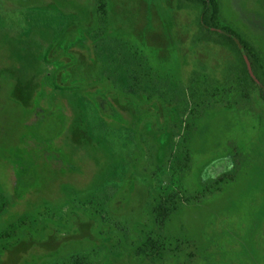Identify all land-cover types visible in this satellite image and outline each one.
Returning a JSON list of instances; mask_svg holds the SVG:
<instances>
[{
    "label": "rangeland",
    "instance_id": "1",
    "mask_svg": "<svg viewBox=\"0 0 264 264\" xmlns=\"http://www.w3.org/2000/svg\"><path fill=\"white\" fill-rule=\"evenodd\" d=\"M214 1L264 65V0ZM104 2L0 0V264H264V99L235 50L186 2Z\"/></svg>",
    "mask_w": 264,
    "mask_h": 264
},
{
    "label": "trees",
    "instance_id": "2",
    "mask_svg": "<svg viewBox=\"0 0 264 264\" xmlns=\"http://www.w3.org/2000/svg\"><path fill=\"white\" fill-rule=\"evenodd\" d=\"M179 6L182 2L191 4L198 9V24L201 30V36L207 41L214 43L224 44L227 47H231L235 50L237 57L240 61V75L239 80L242 82L248 83L249 88L255 86L259 90L260 96L264 99V65L261 60V57L254 51L251 45H249L239 34L229 27L222 25L219 20L218 7L214 0H178ZM99 18L103 21L106 19V8L104 0H101V3L98 7ZM237 39L247 56L251 72H249L244 57L242 55L241 49L238 47L236 42ZM247 85V84H246ZM202 94L207 92V87L205 83L202 84ZM195 92H198V89H195ZM184 166L186 164L184 163ZM183 171V168L181 169ZM182 197H179L177 193H169L166 197L156 195L153 198L152 203L148 206V211L158 226V231L164 228L165 223L169 215L178 207L179 200ZM6 204V198L0 194V212L4 209ZM157 233V232H156ZM158 234L149 235L144 240V244L139 246V251L143 252L146 249L149 251L151 256H162L163 247L160 245L158 247L157 236ZM77 262H75L76 264Z\"/></svg>",
    "mask_w": 264,
    "mask_h": 264
},
{
    "label": "water",
    "instance_id": "3",
    "mask_svg": "<svg viewBox=\"0 0 264 264\" xmlns=\"http://www.w3.org/2000/svg\"><path fill=\"white\" fill-rule=\"evenodd\" d=\"M235 40H236V42H237V44H238V47L241 49V52H242V55H243L244 60H245V62H246L247 68H248L249 72L252 74V72H251V66H250L249 60H248L247 56L245 55V52H244V50H243V48H242V45L240 44V42H239L237 39H235Z\"/></svg>",
    "mask_w": 264,
    "mask_h": 264
}]
</instances>
